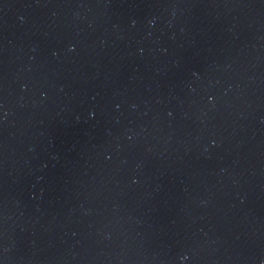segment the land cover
Returning a JSON list of instances; mask_svg holds the SVG:
<instances>
[{
	"label": "water",
	"instance_id": "1",
	"mask_svg": "<svg viewBox=\"0 0 264 264\" xmlns=\"http://www.w3.org/2000/svg\"><path fill=\"white\" fill-rule=\"evenodd\" d=\"M0 264H264V0H0Z\"/></svg>",
	"mask_w": 264,
	"mask_h": 264
}]
</instances>
